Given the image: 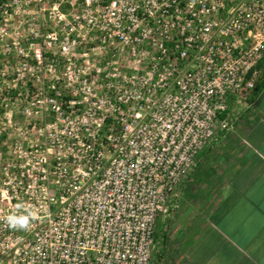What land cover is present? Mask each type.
Masks as SVG:
<instances>
[{
  "label": "built area",
  "instance_id": "obj_1",
  "mask_svg": "<svg viewBox=\"0 0 264 264\" xmlns=\"http://www.w3.org/2000/svg\"><path fill=\"white\" fill-rule=\"evenodd\" d=\"M263 57L264 0H0V264H152Z\"/></svg>",
  "mask_w": 264,
  "mask_h": 264
},
{
  "label": "crops",
  "instance_id": "obj_2",
  "mask_svg": "<svg viewBox=\"0 0 264 264\" xmlns=\"http://www.w3.org/2000/svg\"><path fill=\"white\" fill-rule=\"evenodd\" d=\"M259 65L248 107L184 181L156 264H264V57Z\"/></svg>",
  "mask_w": 264,
  "mask_h": 264
},
{
  "label": "rangeland",
  "instance_id": "obj_3",
  "mask_svg": "<svg viewBox=\"0 0 264 264\" xmlns=\"http://www.w3.org/2000/svg\"><path fill=\"white\" fill-rule=\"evenodd\" d=\"M167 232H168V223L167 222H166V225L163 228H158L157 229V232H156L157 234L156 235H157V240L160 242V243H158L159 248L162 246L161 245V243H162L163 244L162 247L164 249V247H165L164 242L166 241ZM160 256L161 255L159 254L158 250L155 251L152 264L153 263L156 264L155 260L156 261L160 260ZM160 264H162V262H160Z\"/></svg>",
  "mask_w": 264,
  "mask_h": 264
}]
</instances>
